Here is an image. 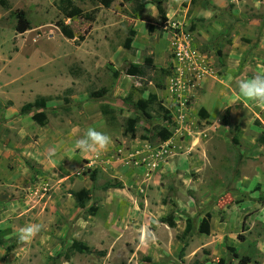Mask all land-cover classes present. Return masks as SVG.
<instances>
[{
	"label": "rangeland",
	"instance_id": "obj_1",
	"mask_svg": "<svg viewBox=\"0 0 264 264\" xmlns=\"http://www.w3.org/2000/svg\"><path fill=\"white\" fill-rule=\"evenodd\" d=\"M59 1L0 0V236L12 245L0 264H240L229 247L264 264V104L237 88L264 75V0H164L166 20L125 0H73L95 19L64 18ZM153 94L144 116L136 102ZM40 97L43 124L37 107L21 113ZM157 125L168 140L154 138ZM89 127L111 138L99 153L75 148ZM82 189L81 208L71 192ZM28 223L42 229L18 243Z\"/></svg>",
	"mask_w": 264,
	"mask_h": 264
},
{
	"label": "trees",
	"instance_id": "obj_2",
	"mask_svg": "<svg viewBox=\"0 0 264 264\" xmlns=\"http://www.w3.org/2000/svg\"><path fill=\"white\" fill-rule=\"evenodd\" d=\"M99 4L103 5L104 7H110L113 0H96ZM126 2L133 3V11L135 16H140L146 9V6L148 4H154L156 8L158 9V12L162 19L166 20V10L164 9L163 3L164 0H125ZM58 9L60 13L64 16V18H73V17H86L89 20H94V13H86L84 10H82L78 5L75 4L73 0H60L58 3ZM16 31L19 33H24L27 30L31 29V23L26 17V12L24 10H18L16 13ZM56 25L59 27L61 33L69 38L73 39L75 38V34L72 30V28L64 22V19L58 20L56 22ZM131 35L126 39L124 46L125 48L129 49L131 48V44L133 42L132 36L134 35V32L131 31ZM149 61V60H148ZM150 62V61H149ZM127 73L130 75H141L142 69L141 66L138 64H130L129 68L127 69ZM156 102V95H150L147 99L141 98L136 102V106L140 110L141 114L144 116L148 115V109L152 103ZM37 107L40 111L33 115V119L39 123L43 124L46 119V114L43 111L46 108V99L44 97H40L37 99L34 103H28L24 105L21 108V113L25 114L30 112V108ZM161 107V106H160ZM162 110H164V118L165 120H168V122H171V119L168 117L169 111L168 109L161 107ZM43 109V110H42ZM202 115L203 113L200 112ZM201 115V116H202ZM204 116V115H203ZM137 118H132L129 120V131L131 134L134 135L136 131V124H137ZM227 122V121H225ZM172 135V132L170 131L169 127L166 125H157V127H154L153 129V136L157 140L160 141H166L168 140ZM234 143H237L236 138L233 139ZM261 140L264 143V135L261 136ZM119 184H112L107 183L103 186V189L108 188H116L119 187ZM72 196L75 198L77 205L79 207H84V202L90 198V191L88 189H82L80 191H73L71 192ZM262 203H264V199H260ZM92 208V207H91ZM93 209H91V212L93 213ZM163 222L167 223L169 226L173 227L175 226L174 221V214L170 213L166 217L163 218ZM193 230V224L192 219L188 217L186 228L183 232V237H186L191 231ZM210 230V220L208 217L204 218L199 231L201 233H208ZM1 233V232H0ZM182 238V237H181ZM186 245V244H185ZM0 246H4L6 249V254L10 252L12 249V245L9 243H6L4 241V238L0 236ZM73 248L76 249L78 252L81 253H92V250L90 246L86 243L74 241L73 242ZM230 250H233V257H236L239 259L240 264H246L251 261V258L248 255L240 256L236 252L234 247H229ZM184 250V247L183 249ZM97 254L103 255L104 252L98 251ZM196 264H202V263H196ZM218 264H231L230 262L226 261L224 258L219 259Z\"/></svg>",
	"mask_w": 264,
	"mask_h": 264
},
{
	"label": "clouds",
	"instance_id": "obj_3",
	"mask_svg": "<svg viewBox=\"0 0 264 264\" xmlns=\"http://www.w3.org/2000/svg\"><path fill=\"white\" fill-rule=\"evenodd\" d=\"M239 95L255 101L258 105L264 104V75H255L250 79L241 80L237 84ZM111 138L109 135L89 127L80 138L75 141V148L81 153H99L107 148ZM42 229L40 223H28L21 227L17 233L18 243H26L33 239Z\"/></svg>",
	"mask_w": 264,
	"mask_h": 264
}]
</instances>
